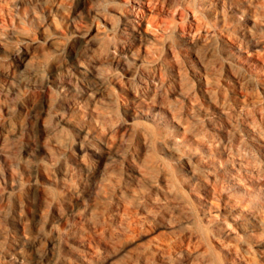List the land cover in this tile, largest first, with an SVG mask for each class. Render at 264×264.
Returning <instances> with one entry per match:
<instances>
[{"label":"rangeland","instance_id":"1","mask_svg":"<svg viewBox=\"0 0 264 264\" xmlns=\"http://www.w3.org/2000/svg\"><path fill=\"white\" fill-rule=\"evenodd\" d=\"M0 264H264V0H0Z\"/></svg>","mask_w":264,"mask_h":264},{"label":"bare ground","instance_id":"2","mask_svg":"<svg viewBox=\"0 0 264 264\" xmlns=\"http://www.w3.org/2000/svg\"><path fill=\"white\" fill-rule=\"evenodd\" d=\"M129 29V28H128ZM131 29V27H130ZM133 29V27H132ZM23 64V63H22ZM25 65V64H24ZM79 65V71H80V75L81 77L78 78L79 82L81 83V87L89 90L90 87L92 86V83L89 82V80L86 79L87 75H89L91 72H89V69H87L85 66L81 65V64H78ZM98 80V79H97ZM94 82V81H93ZM98 82V81H97ZM100 87V84L98 85ZM95 156L97 157V160L100 161V162H103L105 159H107V157H109L107 154H106V151L103 150V149H99V150H96L95 151ZM112 158V157H111ZM183 163V162H182ZM185 163V162H184ZM209 191H207L205 193V196L203 197L208 203H210L211 201H209V195H208ZM250 213V212H249ZM249 215V214H248ZM253 220H255L253 217H252V220L251 219H247L246 222L248 224H252Z\"/></svg>","mask_w":264,"mask_h":264}]
</instances>
